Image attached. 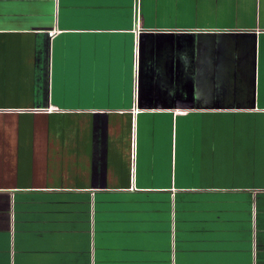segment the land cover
I'll return each instance as SVG.
<instances>
[{
    "label": "crops",
    "instance_id": "0c3cea01",
    "mask_svg": "<svg viewBox=\"0 0 264 264\" xmlns=\"http://www.w3.org/2000/svg\"><path fill=\"white\" fill-rule=\"evenodd\" d=\"M0 264H264V0H0Z\"/></svg>",
    "mask_w": 264,
    "mask_h": 264
},
{
    "label": "built area",
    "instance_id": "2783aa9c",
    "mask_svg": "<svg viewBox=\"0 0 264 264\" xmlns=\"http://www.w3.org/2000/svg\"><path fill=\"white\" fill-rule=\"evenodd\" d=\"M59 32H60V31H59L58 28H56V27H54V28H52V29H50V30L48 31L49 36H50L51 38H53L54 36H56Z\"/></svg>",
    "mask_w": 264,
    "mask_h": 264
}]
</instances>
